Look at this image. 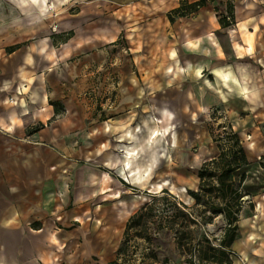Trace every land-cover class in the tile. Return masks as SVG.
Returning a JSON list of instances; mask_svg holds the SVG:
<instances>
[{
  "label": "crops",
  "instance_id": "crops-1",
  "mask_svg": "<svg viewBox=\"0 0 264 264\" xmlns=\"http://www.w3.org/2000/svg\"><path fill=\"white\" fill-rule=\"evenodd\" d=\"M181 1L198 0H169L171 10ZM213 1L194 15L195 27L175 31L173 51L160 63L132 61L123 50L114 54L121 48L122 24L118 29L100 18L89 23L86 14L83 34L73 31L56 45L52 36L62 33L47 36L36 29L20 35L0 27V264L58 258L55 240H69L59 224L69 218L70 206L127 192L120 179L130 180L129 190L149 191L154 134L164 131L171 146L175 135L164 126L201 114L204 96L234 115L249 108L262 115L264 0H233L230 29L221 28ZM16 45L21 47L8 52ZM106 97L119 104L100 121L97 104ZM162 154L157 162H169ZM263 180V192L254 196L260 197L259 210L239 221L232 246L247 264H264Z\"/></svg>",
  "mask_w": 264,
  "mask_h": 264
},
{
  "label": "rangeland",
  "instance_id": "rangeland-1",
  "mask_svg": "<svg viewBox=\"0 0 264 264\" xmlns=\"http://www.w3.org/2000/svg\"><path fill=\"white\" fill-rule=\"evenodd\" d=\"M168 1L0 0V27L12 28L15 34L20 35L25 32H34L36 29H43L47 36L62 33L59 36H52L58 44L66 38V33L69 31L83 34L80 24H83V17L86 14L89 17V23L100 18L118 29L119 24H122L124 32L121 49L125 52V58L132 61H139L140 58L142 61L152 60L160 63L167 52L173 51V45L179 38L175 31L185 27L193 28L197 20L195 16L187 19L175 18V22L171 23L168 15L172 11L173 4ZM223 1V4L213 1L216 5L215 10H217L215 12L219 16L225 14L229 4L233 5V0ZM119 13H122L121 16ZM170 30L175 36L168 35L167 32ZM190 38L192 37H188ZM119 95H121L120 79ZM232 102L240 105L236 99ZM173 103H178V101L174 98ZM118 104L119 100L115 98L106 97L98 100L97 110L102 113V116L104 115L100 121L105 119L104 112L114 110ZM203 105L204 109L201 114H188L189 118L187 121L184 120V123L179 124V122L166 125L165 128L162 127L172 129L175 135L176 141L171 146L169 141L164 140L166 135L164 131L159 129L154 134L149 144V154H152V159L155 160L150 165L155 170L149 180V185H152L154 189L151 187V189L148 188L149 191L139 188L129 190L127 185L130 184H127V181L130 180L120 179L127 192L120 193L117 197L112 195L104 199L93 198L86 203L70 206L69 218H61V224H59V228L63 230L60 235H68V242L62 239L55 240L59 257L40 264H109L115 259L129 218L143 204L150 202V196L162 197V191L165 189L178 202L192 207L195 202L190 199L187 192L197 190L199 184L197 174L201 166L213 157L219 156L220 152L213 139L225 133L230 125L238 131L244 148L252 160V166L249 168V181L243 188L248 196L244 199L240 220L244 221L252 214H257L256 207L258 208L261 200L260 197L254 200V196L257 197L260 192H263L259 187V182H261L260 179H264V98L261 105V116L255 115L256 111L252 112L250 108L245 111L248 114L234 115L227 107L219 103L213 104L206 96L203 97ZM169 116L171 119L174 118V114ZM179 116L178 120L182 118ZM153 121L161 124L156 116H153ZM143 150L141 147V151ZM159 152L163 153L162 155L169 159V162H157ZM95 167L110 171L101 163ZM127 167L130 166L127 164ZM262 185H264V180ZM161 208L165 207L161 206ZM244 208L249 210L248 214L245 213ZM224 220L222 217H217L211 224L201 227L198 232H195V243L197 239L205 235L211 242L218 244L225 236ZM242 230L244 231V228ZM138 243L140 248L135 256V264H142L144 261L142 253L146 250L147 243L141 239ZM159 249L161 260L167 258L168 264H183L185 255H181L177 248L175 234H162L159 239ZM234 254L233 263L242 264L243 256H236L235 252Z\"/></svg>",
  "mask_w": 264,
  "mask_h": 264
},
{
  "label": "trees",
  "instance_id": "trees-1",
  "mask_svg": "<svg viewBox=\"0 0 264 264\" xmlns=\"http://www.w3.org/2000/svg\"><path fill=\"white\" fill-rule=\"evenodd\" d=\"M209 1L213 0L193 3L181 1L180 6L169 13L168 19L174 23L175 18L192 17L207 6ZM217 17L222 29L233 28L234 6L229 4L225 14ZM73 36V31L66 33L62 42ZM53 41L56 45L54 38ZM20 47H11L8 52H14ZM121 50L117 48L114 54ZM213 140L220 153L199 169L197 190H188L187 194L195 202L194 205L189 207L178 202L166 189L162 191V197L150 196V202L143 204L127 221L115 259L109 264H135L140 239L147 243L142 253V264H168L169 260H161L158 252L159 239L164 233L175 234L177 248L181 255H185L183 264H234L231 258L232 246L238 236L244 199L248 196L243 188L252 163L239 133L231 125L225 133ZM217 217L225 219L224 238L215 244L202 235L195 243V232L211 224Z\"/></svg>",
  "mask_w": 264,
  "mask_h": 264
},
{
  "label": "built area",
  "instance_id": "built-area-1",
  "mask_svg": "<svg viewBox=\"0 0 264 264\" xmlns=\"http://www.w3.org/2000/svg\"><path fill=\"white\" fill-rule=\"evenodd\" d=\"M235 254L233 253L232 255H231V258L233 259V256H234ZM242 264H247L245 261H243L242 262Z\"/></svg>",
  "mask_w": 264,
  "mask_h": 264
}]
</instances>
